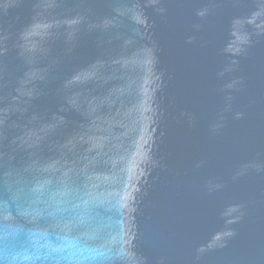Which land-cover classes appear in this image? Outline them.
I'll list each match as a JSON object with an SVG mask.
<instances>
[{
    "label": "water",
    "instance_id": "water-1",
    "mask_svg": "<svg viewBox=\"0 0 264 264\" xmlns=\"http://www.w3.org/2000/svg\"><path fill=\"white\" fill-rule=\"evenodd\" d=\"M0 264H264V0H0Z\"/></svg>",
    "mask_w": 264,
    "mask_h": 264
}]
</instances>
